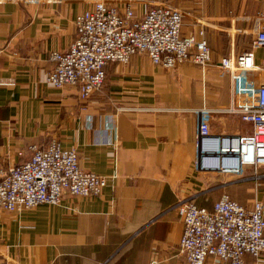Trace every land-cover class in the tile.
Segmentation results:
<instances>
[{"label": "crops", "instance_id": "crops-1", "mask_svg": "<svg viewBox=\"0 0 264 264\" xmlns=\"http://www.w3.org/2000/svg\"><path fill=\"white\" fill-rule=\"evenodd\" d=\"M95 1L0 0V178L26 161L32 146L57 140L77 151L83 170L107 181L97 197L65 194L56 205L0 211V260L186 264L176 204L187 200L212 210L223 194L245 206L259 200L264 179L254 181L253 168L241 175L199 170L196 135L200 121L214 135L253 133L251 123L227 111L232 84L218 63L249 54L256 67L249 79L264 83V48L251 49L264 26V0H105L139 16L157 3L179 9L183 35L204 29L212 63L165 70L134 55L128 65L108 66L103 90L83 101L77 87L53 88L46 76L50 53L68 48L75 18ZM243 260L264 264V253Z\"/></svg>", "mask_w": 264, "mask_h": 264}, {"label": "built area", "instance_id": "built-area-1", "mask_svg": "<svg viewBox=\"0 0 264 264\" xmlns=\"http://www.w3.org/2000/svg\"><path fill=\"white\" fill-rule=\"evenodd\" d=\"M183 13L168 3H157L139 16L132 7L95 1L74 20L75 36L62 52H51L47 83L56 89L74 86L80 100L101 92L106 68L128 65L134 55L147 56L152 65L173 70L187 62L200 68L212 63V52L203 28L182 34ZM264 48V26L252 40L251 49ZM218 67L232 84V105L227 111L253 125L250 135H214L200 121L196 135V164L200 171L241 175L244 168L257 174L264 168V83L249 79L255 70L249 54L222 57ZM100 145H111L113 143ZM115 144V142H114ZM31 156L15 164L0 178V211L16 213L40 205L59 204L65 194L97 197L106 178L80 167L78 153L52 140L45 147H31ZM21 155V153H19ZM175 210L182 221L179 253L186 264H205L213 259L224 264H244V256L264 253V206L255 198L241 205L223 194L212 210L180 201ZM0 264H8L0 260Z\"/></svg>", "mask_w": 264, "mask_h": 264}, {"label": "rangeland", "instance_id": "rangeland-1", "mask_svg": "<svg viewBox=\"0 0 264 264\" xmlns=\"http://www.w3.org/2000/svg\"><path fill=\"white\" fill-rule=\"evenodd\" d=\"M194 65V64H193ZM104 88V87H103ZM103 90V89H102ZM264 194V183H261L259 186V201H263L264 202V195L261 197L260 195Z\"/></svg>", "mask_w": 264, "mask_h": 264}]
</instances>
